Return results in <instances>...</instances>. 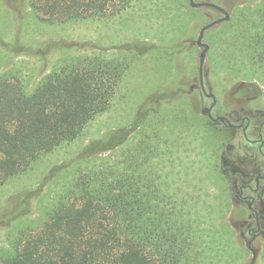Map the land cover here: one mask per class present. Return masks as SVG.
Instances as JSON below:
<instances>
[{
	"label": "rangeland",
	"instance_id": "374dc122",
	"mask_svg": "<svg viewBox=\"0 0 264 264\" xmlns=\"http://www.w3.org/2000/svg\"><path fill=\"white\" fill-rule=\"evenodd\" d=\"M195 2L217 4L232 17L237 5H256L260 0ZM189 5L190 0H134L118 16L49 23L37 18L28 0H0V77H19L31 92L57 66L78 58L119 61L128 68L109 109L91 121L78 139L42 156L27 172L0 186V250L10 248L9 241L20 230L29 226L41 228L80 176L110 164L117 165L149 134L155 137V143L169 139L172 144L162 145L166 158L155 164L159 163L162 174L168 173L165 186L173 181L168 191L186 200L183 211L187 217L198 219L199 229L206 231L197 239L203 264H250L253 254L247 245L251 236L243 225L250 223L255 227V224L249 220L248 201L237 199L241 179L237 177L233 181L231 192L227 184L217 179L213 168L219 165L233 174L239 172L249 177L250 181L246 182L254 186L256 173L263 171L261 158H250L245 153L241 131L214 129L201 113L211 101L201 92L202 49L196 46V41L203 26L223 15L206 7L197 8L198 12L190 15ZM177 15L182 17V25L176 22ZM204 42L208 44L207 36ZM191 44H194L191 50L176 54ZM24 48L33 52H20ZM209 52L205 81L220 104V113H230L238 107L264 111V86L258 99L241 97L238 94L241 83L226 73L216 72ZM154 93H171L174 97L162 99L165 101L160 104L159 94L153 96ZM142 119L143 130L131 136L121 148L104 151L103 145L97 146V141L113 139L116 131ZM187 141L182 152L179 145ZM196 142L189 147V143ZM201 147L202 153L198 152ZM193 152L203 159L196 162ZM259 194L256 204L264 219V182ZM15 196L28 200L30 197L28 206L18 203ZM220 223L228 233L224 239L226 254L214 249L211 230H219ZM243 233L246 237H242ZM263 246L264 237L258 236L253 244L259 253L256 264H261Z\"/></svg>",
	"mask_w": 264,
	"mask_h": 264
},
{
	"label": "trees",
	"instance_id": "16d2710c",
	"mask_svg": "<svg viewBox=\"0 0 264 264\" xmlns=\"http://www.w3.org/2000/svg\"><path fill=\"white\" fill-rule=\"evenodd\" d=\"M133 1L28 0L37 18L49 23L118 16ZM188 12L198 11L189 5ZM178 21L183 19L177 15ZM206 36L216 72L239 81L241 97L258 99L264 86V0L237 5L231 20ZM188 46L176 54L191 50ZM127 70L119 61L78 58L57 66L31 92L19 77H0V186L78 139L109 109ZM144 126L143 119L135 120L116 131L113 139L97 141V146L119 149ZM154 139L145 134L117 165L80 176L41 228L20 230L9 241L10 248L0 250V264H203L197 239L206 231L199 229L198 219L187 217L185 203L167 190L166 174L155 164L166 158L161 149L165 141ZM220 170L231 192L237 177L243 184L239 172L223 166ZM15 198L26 207L31 199ZM221 239L214 234V243ZM217 249L226 254L222 244ZM260 263L264 264V246Z\"/></svg>",
	"mask_w": 264,
	"mask_h": 264
},
{
	"label": "flooded vegetation",
	"instance_id": "af4514ba",
	"mask_svg": "<svg viewBox=\"0 0 264 264\" xmlns=\"http://www.w3.org/2000/svg\"><path fill=\"white\" fill-rule=\"evenodd\" d=\"M193 46L194 44H191L189 48ZM182 50L183 49H180L179 51H182ZM199 67H200V64H199ZM204 73H205V70H204ZM205 87L208 93H212L210 88H208L206 81H205ZM201 92H202V95L205 98H207L204 92L202 91V89H201ZM209 100L211 101V104L205 105V108L210 107L212 105L213 100L212 99H209ZM219 107H220V104L218 103V100H217V104L213 108V111H212L213 116L215 118H219L221 116L227 117L228 120L230 121V124H232L233 127L227 122H217V123L213 122V123L223 129L237 131V132L241 131L243 133V138H244V141H243L244 144H242V147H244L243 149H245L246 151L245 153L250 158H253L256 156L261 158L260 164H261V167H263V171H259L256 173L254 177L255 185L253 186L250 182H246L247 180L250 181L249 177L242 176L245 180H243V184L239 187L240 193L237 196V199L240 202L248 201V209L250 210L249 220L254 222L255 227H252V224L250 223L244 224L243 227L247 231L248 235L251 236V238H252L254 230L258 229V226H257L258 223H257V218H256L257 215L255 214V212H257L258 217H259V222L261 225L260 233L257 234V238H258V236H260L261 231H262L261 218H263V216L259 212V207L257 206L256 203L259 201V198H260L259 193L261 191V183L264 182V111L259 110V111L253 112L252 110L244 109V107H238L237 109H233L232 111H230V113L221 114ZM245 134L247 135V138L245 137ZM259 176H261L262 178L259 181V187H257V178ZM246 193L248 195L245 196ZM250 204H252V209H250ZM243 234H244V237H246V234L245 233Z\"/></svg>",
	"mask_w": 264,
	"mask_h": 264
},
{
	"label": "water",
	"instance_id": "95a60500",
	"mask_svg": "<svg viewBox=\"0 0 264 264\" xmlns=\"http://www.w3.org/2000/svg\"><path fill=\"white\" fill-rule=\"evenodd\" d=\"M190 5L192 8L194 9H197V8H202V7H206V8H210V9H213L215 11H218L219 13H221L223 15V17L217 19V20H214L212 21L211 23L205 25L202 27V29L200 30V33H199V37L196 41V44L197 46L202 49L201 53H200V67H199V78H200V85H201V89L202 91L204 92L205 96L209 99H212L213 100V103L210 107H206L203 109V115L205 116H208L210 118V120L214 123H217V122H227L230 124V121L228 120L227 117H224V116H221L219 118H215L212 114V111H213V108L216 106L217 104V99H216V96L213 94V93H208L206 91V87H205V73H204V66H205V62L207 60V57H208V52L210 50V46L204 42V39H205V36L206 34L215 29L216 27L226 23V22H229L231 20V14L226 10L224 9L223 7L217 5V4H214V3H208V2H205V3H196L195 0H190ZM232 127L233 125L230 124ZM245 137L247 138V135L245 134ZM262 177L259 176L257 178V187H259V181ZM250 209H252V204H250ZM255 214L257 215L256 218H257V226H258V229L257 230H254L253 232V235H252V238L250 239V241L248 242V249L252 252L253 254V258L251 259V262L250 264H256L258 258H259V253L258 251H256L253 247V244H254V241L256 240L257 238V234L260 233V230H261V225H260V222H259V217H258V214L257 212H255ZM242 237H244V234H242Z\"/></svg>",
	"mask_w": 264,
	"mask_h": 264
},
{
	"label": "crops",
	"instance_id": "0c3cea01",
	"mask_svg": "<svg viewBox=\"0 0 264 264\" xmlns=\"http://www.w3.org/2000/svg\"><path fill=\"white\" fill-rule=\"evenodd\" d=\"M185 84H183V86L181 87L182 89H184V86ZM170 89H172V88H170ZM213 93V92H212ZM159 94V98H161L160 99V104H163V101H165V100H162V99H165V98H168V97H170V98H172V97H174V96H172V95H170L171 93H169V94H160V93H154V95L153 96H155V95H158ZM215 95V94H214ZM205 107H203V109H204ZM203 109H202V111H201V113L203 112ZM162 112H167V110L166 109H162L161 110ZM203 114V113H202ZM205 116V115H204ZM207 117V119L209 118L208 116H205V118ZM210 119V118H209ZM212 128H214V129H220V127H218L217 125H210ZM167 128V127H166ZM165 132H166V130H165ZM185 138V137H184ZM194 140V139H193ZM165 142H164V144L163 145H168V146H172V144L170 145L169 144V139H166V140H164ZM194 142V141H193ZM186 144H188V141L186 142V143H184V142H181V144L179 145L180 146V148H182V147H184L185 148V146H186ZM194 144H198L197 142L196 143H189V147L190 146H193ZM199 147V146H198ZM200 151H198V152H204V149H202V147H201V149H199ZM196 151V150H195ZM168 152H171V153H173V151H171V150H169ZM182 152H183V148H182ZM181 152V153H182ZM198 152H193V153H195L193 156H192V158H194L195 160H197L196 162H198L200 159H203V158H201V156H199V153ZM176 153H179V152H176ZM205 159V158H204ZM168 162V159H167V161H166V163ZM195 162V161H194ZM189 164H191V163H189ZM196 164H193V165H191V166H195ZM172 166V165H171ZM173 167V166H172ZM221 167L219 166V165H216L214 168H213V170H214V172H215V176L217 177V179L220 181H223L225 184H227V182H226V180H225V178H224V176L221 174ZM166 174V179L169 177L167 174V172L165 173ZM207 178V177H206ZM209 178V177H208ZM173 182V181H172ZM172 182H171V184L170 185H172ZM169 184H168V186H166V188H167V190H169V189H171V186H170ZM228 185V184H227ZM171 193V192H170ZM171 195H173V197L177 200V201H180V202H184V203H186V200H183V199H180V197H178L177 195H174L173 193H171ZM205 222H203V224H204ZM219 225V224H218ZM223 226V223H220V225H219V230L218 229H216V231L218 232V234H219V238L221 239V237H222V239H221V243L220 242H218L219 244H222L223 246H225V245H227V243H225L224 241V239H225V237H226V235L228 234L226 231H224V230H222V227ZM216 231H214V230H211V233L212 234H215V233H217ZM229 232V231H228ZM227 233V234H226ZM219 244H216L215 243V247H214V249H217V248H219Z\"/></svg>",
	"mask_w": 264,
	"mask_h": 264
}]
</instances>
